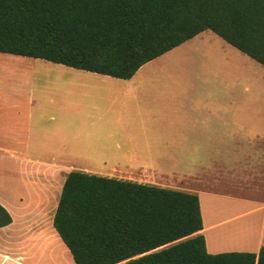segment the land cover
I'll return each instance as SVG.
<instances>
[{
    "label": "crops",
    "instance_id": "crops-1",
    "mask_svg": "<svg viewBox=\"0 0 264 264\" xmlns=\"http://www.w3.org/2000/svg\"><path fill=\"white\" fill-rule=\"evenodd\" d=\"M177 49L186 60L171 74L151 62L130 80L69 68L41 88L49 95L0 90V204L12 217L0 228V264L67 261L53 222L62 174L73 171L195 193L208 253L260 252L264 149L250 150L252 120L236 99L245 54L210 30Z\"/></svg>",
    "mask_w": 264,
    "mask_h": 264
},
{
    "label": "trees",
    "instance_id": "trees-1",
    "mask_svg": "<svg viewBox=\"0 0 264 264\" xmlns=\"http://www.w3.org/2000/svg\"><path fill=\"white\" fill-rule=\"evenodd\" d=\"M207 30L264 66V0H0V53L121 80ZM53 225L75 264H264L208 253L197 194L80 171Z\"/></svg>",
    "mask_w": 264,
    "mask_h": 264
},
{
    "label": "rangeland",
    "instance_id": "rangeland-1",
    "mask_svg": "<svg viewBox=\"0 0 264 264\" xmlns=\"http://www.w3.org/2000/svg\"><path fill=\"white\" fill-rule=\"evenodd\" d=\"M241 56L242 60L245 61L242 65V89L240 93L236 94V99L238 102L242 103V115L244 120H252L250 124H244V137L251 145L250 150H262V148L264 149V66L245 55ZM177 59L181 62L186 60L184 49L172 50L154 60L151 62V65L148 66L157 67L161 75H163L162 72L164 71H169L171 74L172 64H175ZM59 69L68 70L69 68L43 60L0 53V90H7L5 88L10 86L24 85L36 87L38 91L37 95H49V93H41L43 90L41 88L55 86L61 83V80L59 81V78H57L58 76L55 77V75H58L56 71ZM236 71L237 73L240 72V70ZM64 79L65 78H62V87L65 86ZM165 80L167 82L164 83H170L169 79ZM230 80H233V78H230ZM69 103L71 106L74 104L73 97L69 100ZM71 114L72 113H68L65 110L62 111V117L71 116ZM9 164L12 165L13 163ZM8 176L14 175L8 174ZM65 176H67V173L62 174V177ZM18 179L19 175H17L16 178H12V180ZM243 194L252 195L250 193L247 194V192ZM257 196L258 199L264 200V187L258 190ZM66 254L67 261L63 262L62 260V263L75 264L68 249Z\"/></svg>",
    "mask_w": 264,
    "mask_h": 264
}]
</instances>
